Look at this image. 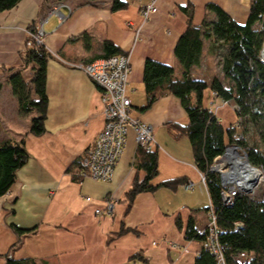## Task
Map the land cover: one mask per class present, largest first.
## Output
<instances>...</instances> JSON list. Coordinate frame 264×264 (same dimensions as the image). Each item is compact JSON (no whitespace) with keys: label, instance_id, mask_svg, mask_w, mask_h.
I'll return each instance as SVG.
<instances>
[{"label":"crops","instance_id":"1","mask_svg":"<svg viewBox=\"0 0 264 264\" xmlns=\"http://www.w3.org/2000/svg\"><path fill=\"white\" fill-rule=\"evenodd\" d=\"M122 1L126 8L112 11L113 0H21L14 8L0 12V142L24 137L29 154L14 184L0 197V264L8 252L15 259L33 258L48 264L194 263L200 243L187 240L185 228L192 217L198 231L204 230L209 196L188 138L175 137L170 126L189 122L180 101L167 95L141 110L146 103L144 63L150 58L182 71L175 55L187 22L182 8L192 13L196 26L203 20H215L206 8L209 3L244 24L250 0H154L157 11L147 20L141 17L140 9L152 0ZM55 7L60 13L49 14ZM40 19H46L43 43L51 58L46 68V131L36 137L26 134L31 115L19 113L5 71L22 66L31 25L37 26ZM104 41H111L130 57L126 94L131 100V115L151 125L157 151L158 173L150 184L181 181L175 188L139 193L130 206L126 192L145 176L134 166L138 148L134 129H128L123 154L109 181L79 178L76 173L75 162L93 147L104 117L98 87L80 69L65 63L101 59ZM210 44L203 41L201 61L191 68V76L207 83L213 78L223 81ZM201 66L203 72L199 71ZM24 71H30L29 67ZM219 102L222 100L210 89L204 91V106L227 125L233 116L228 113L222 120L227 109ZM187 183L191 188L184 187ZM86 197L91 200L86 201ZM106 202L113 204L112 212L96 214ZM178 218L181 229L176 225ZM11 224L28 232L20 236ZM121 229L133 232L107 241Z\"/></svg>","mask_w":264,"mask_h":264},{"label":"trees","instance_id":"2","mask_svg":"<svg viewBox=\"0 0 264 264\" xmlns=\"http://www.w3.org/2000/svg\"><path fill=\"white\" fill-rule=\"evenodd\" d=\"M20 1L0 0V12L14 8ZM126 6L122 0H113L111 10H122ZM206 8L216 18L214 21L203 20L199 26L193 24L192 13L182 8L187 14L186 28L175 47V55L182 67L181 78L175 76L172 66L150 58L145 60L143 84L146 103L141 110L149 109L158 99L167 95L180 101L189 122L186 126H170L175 131V137L185 135L188 138L195 167L205 176L204 184L209 196V205L205 210L212 209L215 215L217 243L224 263L240 264L234 257L245 253L248 258L242 264H264V197L261 201H255L247 194H238L232 204L226 206L221 199L219 174L210 170L214 160L222 156L228 146L237 142L245 151L248 163L264 173V62L260 60V52L264 48V0H250L244 24L237 23L216 4L209 3ZM257 24L259 28H255ZM36 31L37 26L32 24L30 32L33 34ZM84 36L88 40L87 35ZM204 40L210 41L209 50L218 57L223 81L213 78L208 84L191 76V68L201 61ZM28 41H31L30 37ZM102 50L101 58L125 53L111 41H104ZM21 58L20 68L5 71L6 81L16 98L19 113L33 114L26 134L38 137L46 131V68L51 55L44 43L32 44L24 49ZM27 67L30 69L29 79H25L22 73ZM208 88L217 98L237 107L236 116L241 119L244 129L243 141L233 138L234 118L224 125L209 107L204 106L203 94ZM249 133L253 135L251 141L248 139ZM28 159L24 137L19 141L0 142V197L9 191L16 181L18 170ZM75 165L77 176L81 178L82 161L76 160ZM134 166L142 170L145 176L141 182L136 180L126 192L129 206L139 193L151 192L158 187L175 188L181 182L175 179L164 181L158 186L150 184L158 173L156 148L147 150L138 146ZM176 225L182 228L179 218ZM10 227L20 236L28 232L14 224ZM128 232L133 231L121 229L110 235L107 241L111 242ZM185 238L200 243L193 264H218L216 256L204 246L208 238L207 229L198 231L192 217L187 221ZM4 264L48 263L33 258L15 259L8 252L4 255Z\"/></svg>","mask_w":264,"mask_h":264},{"label":"built area","instance_id":"3","mask_svg":"<svg viewBox=\"0 0 264 264\" xmlns=\"http://www.w3.org/2000/svg\"><path fill=\"white\" fill-rule=\"evenodd\" d=\"M156 11L155 1L152 0L140 9V14L143 20H147L149 15ZM59 13L57 7L51 9L49 12V14ZM45 20L42 19L37 31L30 34L31 41L27 42L29 46L32 44H43L45 35L43 24ZM260 60L264 62V48L260 52ZM76 67L86 72L100 89L104 117L103 127L97 135L93 147L81 159L83 165L81 175L97 181H109L116 164L123 154L128 129H134L137 145L149 150L154 148L152 127L150 124L131 116V100L126 94L128 77L131 72L130 57L127 53L101 58L91 63L79 64ZM222 102L225 104L229 103ZM233 109L237 111L235 105H233ZM240 121L241 119L237 118L233 125L235 128L234 131L239 132V134H233V138L236 141H242L244 139V134L239 131V127L241 126ZM234 144L228 146L222 155L223 157H217L210 166L211 171H216L219 174L220 184L222 186L221 199L226 206L231 205L238 194L250 193L252 187L258 183V181L247 179V174L243 170L237 171V165L232 160L228 161L225 159L229 151H233L234 154L238 155L239 150L237 151L236 147L239 149L241 146ZM237 158L241 159V157ZM224 160L226 162H223ZM244 162L246 163L248 161ZM226 165L230 167L229 171H227L228 169L222 170L223 166ZM247 166L258 171V177L260 178V174L262 173L261 169L248 165V163ZM201 180L204 183L205 176L202 174ZM191 186V183H187L184 187L189 189ZM90 200L89 197H86V201ZM112 209L113 204L106 202L103 208L96 209L95 213L99 215L111 213ZM206 219L205 228L208 231V238L204 246L216 256L218 264H225L221 248L217 243L216 218L212 209L206 212ZM247 258L248 255L242 253L235 256L234 260L242 264Z\"/></svg>","mask_w":264,"mask_h":264},{"label":"rangeland","instance_id":"4","mask_svg":"<svg viewBox=\"0 0 264 264\" xmlns=\"http://www.w3.org/2000/svg\"><path fill=\"white\" fill-rule=\"evenodd\" d=\"M42 21V19H40L39 21H38V24H37V28H39V26H40V22ZM260 26L257 24L256 25V28H259ZM26 47H28L29 45L27 44V42H26ZM65 64H67V65H69V66H71V68H75V69H78L76 66H79V64H82V63H65ZM84 64V63H83ZM74 65V66H73ZM203 70H204V67L203 66H201L200 68H199V71L200 72H203ZM81 72H83L95 85H96V83L94 82V80L91 78V77H89V75L86 73V72H84V71H82V70H80ZM181 72L182 71H178L177 69L175 70V76L176 77H178V78H181ZM23 73V76H24V78L25 79H29V77H30V71H24V72H22ZM193 76H195V75H193ZM204 78H206V77H204ZM209 84V83H208ZM97 86V85H96ZM99 89V88H98ZM207 90H209V88L207 89ZM99 92H100V89H99ZM100 102H101V105H102V100H101V97H100ZM220 103V105L223 107V108H226L227 109V112H226V114H224L225 115V117L223 118L222 117V120H224L225 118H228V113H231V115L233 116V118H235L236 117V111H234V109H233V105L234 104H232V103H227V104H225V103H223V102H219ZM221 107V108H222ZM213 108L215 109H217V106L215 107V106H213ZM102 109H103V107H102ZM234 111V112H233ZM31 116L33 115V114H30ZM132 116V115H131ZM230 116V115H229ZM133 117V116H132ZM135 118V117H134ZM148 124V123H147ZM239 131L242 133V134H244V129H243V127L242 126H240L239 127ZM233 130H235V128L233 127ZM237 131V130H236ZM233 133L234 134H239V132H235V131H233ZM99 134V133H98ZM252 133H249L248 134V139H249V141H251V139H252ZM240 141V140H239ZM243 141V140H242ZM234 145H236V146H238L239 144L236 142V144H234ZM230 148V147H229ZM242 147H239V149L236 147V149H237V151H238V155H236V154H234L233 155V159H238L237 157H241V159H242V161H247V155H246V153H245V151L243 150V149H241ZM223 157V156H222ZM230 160V159H229ZM231 161V160H230ZM248 162H246V164H247ZM248 165H250L249 163H248ZM229 168L230 167H228L227 165L226 166H223V171L225 170V169H228L227 171H229ZM259 169V168H258ZM214 172V171H213ZM216 172V171H215ZM83 177V176H82ZM259 178V177H258ZM258 178H257V180H258ZM256 180V181H257ZM249 188H251L250 186H249ZM245 194H247V195H249L252 199H254L255 201H261L262 200V197H264V173H261L260 174V178H259V180H258V183H256V185L254 186V187H252V189H251V192L250 193H245ZM99 215V214H98ZM207 220V219H206Z\"/></svg>","mask_w":264,"mask_h":264},{"label":"bare ground","instance_id":"5","mask_svg":"<svg viewBox=\"0 0 264 264\" xmlns=\"http://www.w3.org/2000/svg\"><path fill=\"white\" fill-rule=\"evenodd\" d=\"M236 119H237V116L234 118V121ZM233 155H234L233 151H229L227 156L225 157V159L228 161L232 160L233 163H235L237 165V169H236L237 171L243 170L247 174V179H252V180L256 181L258 178V175H259L258 171H256L255 169L249 168V166H247V164L244 161H242L241 159H238V160L233 159L234 158ZM226 160H224L223 162H226ZM258 180H259V178H258Z\"/></svg>","mask_w":264,"mask_h":264}]
</instances>
